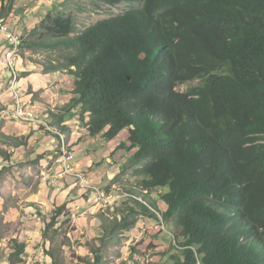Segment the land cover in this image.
I'll use <instances>...</instances> for the list:
<instances>
[{
    "label": "trees",
    "instance_id": "16d2710c",
    "mask_svg": "<svg viewBox=\"0 0 264 264\" xmlns=\"http://www.w3.org/2000/svg\"><path fill=\"white\" fill-rule=\"evenodd\" d=\"M15 1L1 0L0 17ZM100 1L128 8L77 34L69 13L49 12L24 46L65 51L45 65L74 79L51 126L63 134L76 110L91 136L127 131L124 170L141 180L121 182L132 201L102 218L101 238L147 217L173 226L152 264H264V0ZM195 79L202 83L177 90ZM67 206L56 207L44 238L58 216L72 217ZM26 248L14 239L10 264H25Z\"/></svg>",
    "mask_w": 264,
    "mask_h": 264
},
{
    "label": "rangeland",
    "instance_id": "374dc122",
    "mask_svg": "<svg viewBox=\"0 0 264 264\" xmlns=\"http://www.w3.org/2000/svg\"><path fill=\"white\" fill-rule=\"evenodd\" d=\"M60 1H62L59 5L60 11L69 13L73 17L76 34L97 21L121 13L128 8L125 3L110 6L100 0ZM64 54L63 49L40 48L31 50L25 44L18 52L17 57L22 56V58L38 62L40 60L51 62L61 60ZM201 83L200 79H195L179 84L177 90L186 92L191 87L199 86ZM2 106H0V127L4 124V119L1 118L4 108ZM16 112L17 106L15 107ZM45 126L48 128L47 125ZM58 132L60 131L57 130L56 134ZM1 133L0 128V150L3 154H8L10 158L0 154V264H10L9 255L14 239L27 244L24 255L25 264H52L53 261L49 253H56L61 264H96L94 261L97 255L100 258L98 264H152L153 261H159L161 256L157 253L166 250L172 241L170 232L173 231V226L170 223L166 224L167 229L165 230L166 227L162 223L145 217L136 223V228L132 231L127 229L120 231V235L111 240L101 238L103 236L102 218L108 221L114 217L116 207L132 201L120 191L123 187L127 188V185L124 186L120 183L118 186L103 189L100 185L101 190L99 191L103 197L101 199L99 194L93 190L90 191L89 181L84 174V182L82 178L78 180L79 187L84 188V190L76 191L78 186H73L77 181L76 177L71 176V173H64V176L58 175L61 171L60 157L58 158L60 145H58L56 154L51 159L43 160L44 154L27 159V154L23 148H21L20 154H16L17 149L16 151L12 150L17 148L18 138H10ZM60 138L61 149L64 147L62 142L67 145V151L71 156L68 163L73 168L70 171H74L72 164L81 160L87 152L81 151L72 154L70 152L72 149L68 141L64 139L63 134ZM95 148L100 156L103 155V149L97 145ZM134 151L132 150L130 153ZM103 159L104 156H101L100 162L105 168L106 162ZM125 165L123 166L125 167ZM81 172L84 173L75 169V173ZM130 173L124 175L118 169L116 173L112 174L114 178L111 180L120 176L137 185L141 179H135V177L130 176ZM68 176L69 180H67ZM92 188L96 187L92 185ZM112 188L115 189V192L112 191ZM67 190L70 191L71 196L73 193L78 196L85 195V192L90 193L91 196L88 194L85 199L93 207V210L83 215L79 211L78 216L72 215L70 219L65 218L64 214L58 216V222L47 231V238H44L46 223L51 221L58 203H62ZM164 190L167 189L164 188ZM111 193H113V197H111ZM155 195L152 194V196ZM71 196L66 202L68 203L67 211H70L68 207L73 206ZM83 201L85 200L81 199V202ZM158 205L161 208L165 207L162 201H158ZM161 228L164 229V232H161ZM65 236L71 240L69 245L62 244ZM83 257L90 259L91 262L83 260Z\"/></svg>",
    "mask_w": 264,
    "mask_h": 264
},
{
    "label": "crops",
    "instance_id": "0c3cea01",
    "mask_svg": "<svg viewBox=\"0 0 264 264\" xmlns=\"http://www.w3.org/2000/svg\"><path fill=\"white\" fill-rule=\"evenodd\" d=\"M7 1L8 0H4V3ZM61 2L60 0H16L12 6L11 13L5 18L9 28L21 34L26 39L29 32L34 29L49 12L61 10L59 6ZM2 50L3 48L0 46V57L3 54ZM45 65L46 62L43 60L38 62L32 59L22 58V56L19 57V77L17 81L18 86L17 84L16 86L20 94L21 108L25 109L27 112H34V114H37L41 120L47 123L51 130L44 124L29 120L25 121L16 115L15 107L17 105L16 99L13 97L14 94L12 95L11 92L10 73L7 66H0V106L3 105L2 107H4L1 114V118L4 119V124L0 127L1 134L10 138L24 139V144L18 145L17 148H13L12 150L16 151L17 149L16 154H20V150L23 148L27 154V159H32L34 158L33 156L37 157L43 154V157H45L43 160L54 157L58 145H60L61 142L59 138L58 141L55 133L57 130L61 132L62 130L59 128V125L51 126L53 118L50 115V111H55L57 107H61L68 103L73 96L71 89L74 79L67 74L65 70H48L45 69ZM16 66L18 68V63H16ZM65 125H67L68 129L63 133V136L64 139L68 141L72 149V154L81 151L87 152L81 160L72 165L76 170L83 171L86 174L91 185L101 190V188L115 187L122 181H128L120 176L111 180L114 178L112 174L116 173L118 169H120L124 175L131 172L129 169L125 171L123 166L130 158V154H126L125 149L118 148L121 142L127 139L126 130L112 140H107L103 134L91 136L87 132L86 127L81 124L79 112L76 110L71 113V118L65 122ZM76 142L78 143L76 144ZM93 144L94 147H92ZM96 145L103 149V155L101 156H104L103 160L106 162L105 168H103L100 162V154L95 150ZM71 170H73L72 167ZM75 179L77 181L73 186H78V189L75 190L83 191L84 188L79 187V181L77 178ZM67 180H69V176ZM100 185H102L101 188H99ZM112 189V191L115 192V189ZM69 192V190L65 192L62 203H58L59 205L68 201V197L71 196ZM88 194L91 196L90 193L86 192L85 195L80 196L74 193L72 194L70 199L72 200L71 203H73V206L68 207V209L73 216H76L79 211L81 215L92 212L93 207L89 205L85 199V196ZM110 195L113 197V193ZM81 199L85 201L81 202ZM89 199H92V197H89Z\"/></svg>",
    "mask_w": 264,
    "mask_h": 264
},
{
    "label": "built area",
    "instance_id": "2783aa9c",
    "mask_svg": "<svg viewBox=\"0 0 264 264\" xmlns=\"http://www.w3.org/2000/svg\"><path fill=\"white\" fill-rule=\"evenodd\" d=\"M22 42V35L14 32L9 28L8 22L3 24V26L0 27V46H2V55L0 57V66L6 67V65H9V63H18V69H19V57L15 56V46L17 43ZM13 88H18L13 87ZM13 88L11 89L12 95H13ZM16 99V102H20V96H13ZM16 115L23 120H29L33 122V119H41L37 114H34V112H27L25 109L21 112H16ZM72 152V151H70ZM68 154H61L59 158V162H61V171L58 173V175H63L64 173H71V176L76 177L78 180H81V175L85 173H75L74 171H67L66 170V164H65V157ZM90 190L94 191L95 193L99 194L101 199L102 193L97 188H92V185L89 183ZM107 202V201H105Z\"/></svg>",
    "mask_w": 264,
    "mask_h": 264
},
{
    "label": "bare ground",
    "instance_id": "6f19581e",
    "mask_svg": "<svg viewBox=\"0 0 264 264\" xmlns=\"http://www.w3.org/2000/svg\"><path fill=\"white\" fill-rule=\"evenodd\" d=\"M7 23V20L5 17H0V27L3 26V24ZM24 45V37L22 36V42L21 43H17L15 46V56H18V52L20 51V49L23 47ZM7 69L9 70L10 73V77H11V89L13 87H16L17 81H18V69L16 68V63H9V65H6ZM13 94L14 96H20V94L18 93L17 88H13ZM23 111V109L21 108V103L17 102V112H21ZM33 122L36 123H41L44 125H47V123L41 119H33ZM48 126V125H47ZM50 129V127H48ZM51 130V129H50ZM58 134L60 136H62V134L60 132H58ZM62 145L64 146L62 149V154H68L65 157V164H66V170L70 171L71 170V166L68 163V161L71 159V156L69 155L68 151H67V145L65 143L62 142ZM84 175L81 176V178L84 181Z\"/></svg>",
    "mask_w": 264,
    "mask_h": 264
}]
</instances>
